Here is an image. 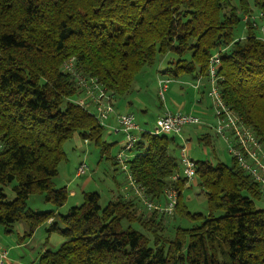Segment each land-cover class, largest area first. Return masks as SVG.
Here are the masks:
<instances>
[{"label": "trees", "instance_id": "obj_1", "mask_svg": "<svg viewBox=\"0 0 264 264\" xmlns=\"http://www.w3.org/2000/svg\"><path fill=\"white\" fill-rule=\"evenodd\" d=\"M255 10H264V0H0L3 232L22 222L61 234L64 242L42 251L37 264H264V191L234 157L230 164L193 159L208 210L191 212L182 201L189 180L172 154V133H140L128 160L131 174L159 203L173 187L172 220L194 222L176 226L172 238L164 233L171 215L147 212L131 188L104 206L99 192L84 191L80 204L60 214L69 192L54 181L68 139L78 135L104 154L113 145L104 138L106 127L78 103L83 90L63 66L70 59L115 104L159 56L166 64L161 78H207L210 57L225 48L217 70L222 98L264 145V40L244 19ZM240 23L243 38L235 33ZM199 139L212 143L209 133ZM13 182L9 199L5 187ZM35 194L52 208L29 205Z\"/></svg>", "mask_w": 264, "mask_h": 264}, {"label": "built area", "instance_id": "obj_2", "mask_svg": "<svg viewBox=\"0 0 264 264\" xmlns=\"http://www.w3.org/2000/svg\"><path fill=\"white\" fill-rule=\"evenodd\" d=\"M244 19L245 21L250 20L254 26L259 28L260 38L264 40V10H255L251 14L245 15ZM223 50L225 48L214 52L209 59V70L206 79L208 85L207 95L214 107L215 121L211 124V127L215 135L224 140L228 152L236 159L238 165L264 191V145L258 139L254 130L226 105L218 87L220 77L217 70L220 64V53ZM63 66L65 70L70 71L75 76L78 85L83 90V94L77 100L81 106L87 108L99 123L106 128H111L109 120L114 115L116 117L118 126L115 130L123 133V139L120 149L115 155V160L120 170L125 173L126 185L124 189L131 188L133 195L141 200L145 210H158L172 216L177 203V191L173 187L168 188L166 202L164 204L156 202L148 197L145 188L135 180L129 170L128 160L134 155V145L143 131L136 122L134 113H116L115 105L106 88L96 77L76 72L73 59L66 61ZM169 83L170 79L167 78H160L158 81V94L162 100L165 99ZM201 84V77H198L193 86L198 88ZM204 122L199 115L193 113L167 110L157 118L155 129L149 133H172L182 136L185 127L203 124ZM180 150L182 176L188 178V180H194L196 178L195 162L187 155L185 146H182ZM87 169V164L82 162L77 168L76 175H86ZM179 176V174H174L171 180L176 181ZM0 264H8V249L3 246H0Z\"/></svg>", "mask_w": 264, "mask_h": 264}, {"label": "rangeland", "instance_id": "obj_3", "mask_svg": "<svg viewBox=\"0 0 264 264\" xmlns=\"http://www.w3.org/2000/svg\"><path fill=\"white\" fill-rule=\"evenodd\" d=\"M244 30V24L240 23L235 32L236 36L243 38L245 36ZM161 60L162 58L161 56H159L158 61L155 65L146 67L141 70V72L136 76L131 93L128 96V100L131 102L129 112L134 113L136 122L141 126L142 130L147 132H152L155 129L156 120L158 118L157 115L163 109H161L160 103L165 102V99L162 100L158 95L157 85L159 70H163L166 67V64ZM199 77L203 78L202 76ZM185 78L192 79L190 75H184L181 79ZM172 84L179 85L180 83L175 81ZM187 84L194 88L193 82ZM168 96L169 95L166 92L165 97ZM168 99L166 100V102L168 101ZM210 105H212L211 100ZM144 106L146 107V111H143ZM123 109L124 107L122 108V110ZM198 125L200 124L187 126L183 132L185 133L186 130L190 127H196ZM108 129L109 128H106L105 130L104 138L109 143H114L112 140L113 136L107 132ZM196 132L198 133L195 134V131L190 133V141L186 139L184 140L185 135H183V133V138L180 136H175L173 134H168L175 139L171 150L172 154L176 158L181 159L180 149L182 146H185L187 155L192 159H207L212 163L221 161L226 164H230L232 156L228 152L226 143L222 138L217 137L211 128H205L204 130H198ZM203 133H209L211 135L212 143L210 145L205 144L204 141H200V135H202ZM121 138L119 140H121L120 142L122 143ZM120 146L121 145L119 144V142L115 141V143L110 147V150L104 154L100 150V148L93 142H86L83 139L73 137L71 139H68L64 143L63 147L66 153V159L59 163L58 174L55 177L54 181L57 187L67 186L68 192H70V190H76L77 195L75 197L69 196L65 207L59 211L60 214H66L68 209L72 205L80 204L83 201L84 191H97L100 193V203L103 206L108 203V201L111 199V196H109V193L107 191L109 182H111L114 177L117 181H120L121 178L124 179L125 177V173L121 171L118 165L112 161L113 153L115 152L116 154L119 151ZM82 162H85L88 166L87 174L77 176V168ZM89 176L93 177V180H91V182L86 187L82 188L84 180ZM13 184L15 183L13 182L5 187V193L7 194V197L9 199H13L15 197V193L12 190ZM182 201L191 212H201L205 214L207 213L208 205L206 194L202 187L198 185L197 179L188 181L186 187L182 192ZM257 204L259 206L262 205L260 202H257ZM29 205H31L33 208L40 206V208L48 209L50 207L49 204H46L43 201L42 196L39 194L31 196ZM170 219L172 223L169 224V228H167V230H164V233H168L167 236H169L170 238L173 237L176 226L180 225L187 227L194 224L193 221L181 217L177 218L175 221L172 220V216ZM123 225L124 227H126L128 223L124 221ZM133 226L137 229H141L137 223H134ZM1 236L2 235L0 234V239L2 238ZM48 240V246H50V248L52 249L58 248L64 242V238L57 232H52ZM40 247L41 246H39V248ZM27 251L26 257L32 255L36 256L38 249H36L35 246L32 251ZM12 253H15V251H12Z\"/></svg>", "mask_w": 264, "mask_h": 264}, {"label": "crops", "instance_id": "obj_4", "mask_svg": "<svg viewBox=\"0 0 264 264\" xmlns=\"http://www.w3.org/2000/svg\"><path fill=\"white\" fill-rule=\"evenodd\" d=\"M245 29V27H244ZM245 32V30H244ZM161 78V76L158 74V81ZM198 78V77H197ZM196 78H185V79H179V80H172L173 82L177 81L180 84L175 85L172 84L173 82L171 81L168 84L167 88V93L168 97H165V102L160 103L161 105V112L157 115L159 117L160 115L164 114L167 110L169 111H183L187 113H194L200 115L204 119V124H200L196 127H190L189 129L186 130L185 133H183L184 140H189L190 141V133L195 131V134L198 133L196 131L198 130H204L205 128H211V124L213 123V115H212V109L210 105V100L207 95V88L208 85L206 83V78H201V85L196 88V87H191L187 83L194 82ZM186 81V82H185ZM158 85V90H159V84ZM169 98V99H168ZM129 98H120L115 101V109L116 113H126L129 112L130 107H131V102L128 100ZM168 101L166 102V100ZM124 109L122 110V108ZM143 111H146V107H143ZM111 128L108 129V133L113 136V142L118 141L119 144L121 145V140H119L121 137L123 138V133L121 131H116V127L118 126L116 117L115 115L111 117L109 120ZM75 138L81 139L80 136L75 135ZM183 138V136H181ZM121 138V139H122ZM80 142V141H79ZM86 142H91V141H86ZM111 143V144H114ZM80 145V143H79ZM115 152L113 153L112 156V161L114 162V157H115ZM93 177H87L82 185V188L86 187L90 182ZM126 185V179L124 177L121 178L120 181H117L116 178L114 177L111 182H109V187L107 189L109 196H111V199L116 197L117 195H120L124 193V187ZM65 187L68 191L67 186H62ZM70 197H75L77 195L76 190H70L69 192ZM100 194V193H99ZM67 203V202H66ZM65 203V204H66ZM65 204L58 208L56 212H59L65 207ZM51 205L48 209H51ZM51 220H49L50 223ZM47 225L43 226H38L34 229L28 228L24 223L19 222L15 226V230L11 234H5L3 232V229L1 227L0 229V234L2 235L0 239V246L5 247L8 249V264H37V259L39 254L42 251H45L46 249L50 248L48 246V239L51 236V233H47L46 231ZM28 234V235H27ZM27 235V236H25ZM25 237V238H24ZM36 246L37 255H32L29 257H26V251L30 252L32 249H34ZM39 246H41L39 248ZM12 251H15V253H12Z\"/></svg>", "mask_w": 264, "mask_h": 264}]
</instances>
